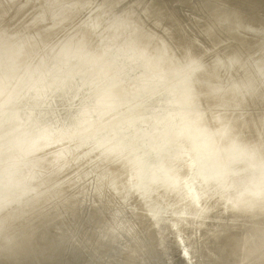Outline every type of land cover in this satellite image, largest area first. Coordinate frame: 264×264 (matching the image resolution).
<instances>
[{
	"label": "bare ground",
	"instance_id": "obj_1",
	"mask_svg": "<svg viewBox=\"0 0 264 264\" xmlns=\"http://www.w3.org/2000/svg\"><path fill=\"white\" fill-rule=\"evenodd\" d=\"M25 1L0 0V125L16 142L0 157V211L12 208L18 231L24 220L52 218L69 251L85 250L96 264L158 261L168 247L157 237L169 233L196 264H264V109L256 108L264 28L247 48L225 47L200 25L206 0H174L194 14L186 21L162 0H47L46 34L71 24L45 40L28 33L42 12L22 24ZM212 10L222 14L211 24L252 25L234 10ZM255 50L263 58L252 66ZM225 58L245 74L227 80ZM44 147H57L47 163L28 162ZM79 161L92 165L80 172ZM70 165L71 192L19 200L45 166ZM5 220L8 241L15 230L7 226L17 225Z\"/></svg>",
	"mask_w": 264,
	"mask_h": 264
},
{
	"label": "water",
	"instance_id": "obj_2",
	"mask_svg": "<svg viewBox=\"0 0 264 264\" xmlns=\"http://www.w3.org/2000/svg\"><path fill=\"white\" fill-rule=\"evenodd\" d=\"M18 1L19 0H15L16 3H12V5L15 6L18 3ZM162 1L167 3L166 0H162ZM222 1L226 5L224 7L238 12L243 18L251 21V22H248L244 20L245 22L252 24L254 26L251 25L249 27V26H246V24L241 25L235 22L228 21L229 23L227 26L220 27L219 25L222 22L227 21L226 19H215L213 23L211 24L210 22H212L211 20L212 17L218 14H222L220 12H214L216 10H212V9L221 8V4L220 5L219 3L214 4L210 0H206L204 2V7L201 10L203 13L202 15H200L201 16L200 20H202L203 18V21L200 22L201 27H204L205 29H207L208 33H210L209 35H216L218 37H221L223 36L221 34L225 33L227 37H230L233 39H235L234 37H236L235 40L229 39V38L223 40V45L225 44L224 45L225 47L227 45L232 44L234 46H239L242 49L243 47L247 48L249 45L248 43L252 42L254 35H256V33L253 31L256 29L264 28V0H220V2ZM47 2H48L47 0L46 2H43L40 10L38 11V15L42 12L45 17H43V20L40 18H37L38 21L35 23H32V25L29 26L32 29L31 31H35V32L33 33H31L30 31L28 32L31 35H35L36 37H38V34H39V37H42L45 40H47L45 36L54 34L55 32L57 33L58 31L60 33V28H64L66 25H68L71 22V21H65V24L63 27H60V25L56 27L54 26L52 29H50V31H47V34H46V30L51 27L45 28V22L47 20L51 23L54 21V19L53 20L51 19L53 17L51 15L53 10L50 9L49 5H47ZM6 5L8 6V4ZM29 7H30V3L28 1L25 2V7L23 8L25 18L21 21L22 24H24L26 21L27 22L31 21V18L33 15L30 18H28L29 15L26 16L25 14ZM85 7L83 8V10L85 9ZM178 12H182V11H178ZM8 13L9 15L6 16V18L10 19L12 17V8L8 11ZM173 13L174 11L170 9L169 16L175 17L177 20H180L177 17L179 16V14L176 13L177 16H175ZM22 24L19 23V25H22ZM35 28H39L41 30L35 29ZM229 29H231L232 31L231 34L228 33ZM236 29H239V30H236ZM241 34H243V37H239V35ZM246 35H250V36H246ZM247 37H251V39L249 40ZM58 38L59 37L57 36L54 39L57 40ZM260 58H263L262 52L259 50H255L254 57L251 58L252 66H255L254 61ZM225 60H224L225 63L231 62V60L227 58H225ZM225 70L224 71L226 72L225 75L227 76V80L238 75V73L240 74V76L241 74H245L237 69L236 63H232V62H231L229 70L227 69ZM254 72H255V69H254ZM6 108L7 106H5V108H2L1 110L2 111L6 110ZM256 108L263 110L264 102L259 101L258 107ZM1 127L4 129L3 131H0V133L1 134L4 133V134L2 135L3 142H2V149L0 150L1 151L0 157L5 158L6 154L8 155V153H11L13 151L12 149H15L14 145L16 144V142L12 143V141L14 140L12 138V134L10 133L11 129L7 128L4 123L0 125V128ZM18 133L20 132L18 131ZM31 155H32L31 159H33V156L36 155L37 157H35L34 159L39 160V159L44 158L46 163L48 162V160L46 159L51 158V157H46L47 155L49 156L51 154H49V149L47 148L45 149V147L42 149H39L38 152L33 153ZM34 159L33 161H28V162L35 163ZM78 163H80V161ZM71 168L72 167L70 165V166H67L65 169L63 168L60 171H57L56 169H51V168H48V166H45L43 168L45 171V172L43 171L44 172L43 174H45V176L39 175L37 177L38 179L37 178L32 179L30 187L25 189V191H28V192L25 193L24 194L25 196L23 198H20L19 200L25 203L26 199L29 196L31 197L34 192L41 191L44 189L46 190H45V194L43 195H47V196L49 194L55 193V191H58L57 194H59L60 190L62 191L67 190V192L69 190L71 192L72 185H70L69 179L64 178L66 175H63L65 172L69 171ZM48 174H50L49 177L51 178L50 179L51 184L45 187L44 177H46ZM6 177L7 175H5L4 180L8 178ZM33 183H35V185ZM53 183L55 184L54 187H53ZM84 185H85V182L83 180H79V185L75 186V190H78L79 188L82 189V186ZM98 191L99 190L96 187L92 188L91 194H90L91 196L89 197V199L93 200L94 199L93 197H96ZM26 194L28 195L27 197H26ZM8 208L12 209L11 207H8ZM8 208L6 207L0 211V219L6 217L7 221L13 220L12 224L17 225V226L16 227L12 226L13 228L11 227V224L7 226L6 233L12 232L13 229L15 230L14 233L12 234L14 237L13 236H12L13 238L8 237V241L6 240L7 236L5 235H8V236H11V235L5 234V233H3L2 236L0 235V264H96L89 260L90 253L85 250H80L78 253L77 252L73 253L69 251V249L67 248V244L64 243V241H61V239L58 237L57 232H60V230L58 226L56 227L52 218L51 219L42 218L38 220L37 222H36V217L30 218L27 221L24 220L26 224L24 226H21L18 231V226L20 224V221H18L17 216H15L14 218L11 216V213H8L7 211ZM53 212H56V211H53ZM7 221L5 220V223H7ZM24 227L26 228L24 229ZM1 229L2 227L0 228V230ZM17 233L19 234L16 235ZM163 237H164V234H162L161 236L158 235L157 238L159 239V242H161L163 239L168 249L162 252L160 260L152 261L150 264H196L194 260L193 251L190 249L189 250L190 254L186 253V251H183L181 248L182 245L180 244V242H178L176 236L170 237V233H169L164 238Z\"/></svg>",
	"mask_w": 264,
	"mask_h": 264
},
{
	"label": "rangeland",
	"instance_id": "obj_3",
	"mask_svg": "<svg viewBox=\"0 0 264 264\" xmlns=\"http://www.w3.org/2000/svg\"><path fill=\"white\" fill-rule=\"evenodd\" d=\"M22 0H19L18 2H21ZM29 2L30 3V7L27 9V11H26V16L27 15H29L30 14V16L28 17V18H30L32 15H34L36 12H38L39 10H40V8H41V6H42V3L43 2H41V0H26L25 2ZM211 1V0H210ZM24 2V3H25ZM38 2V3H37ZM166 4L168 5V7H169V9H171V10H173L174 11V15L175 16H177L176 15V13H179V12H177L176 10H174V8L175 9H177L178 10V8H176V7H174L173 5H172V3L175 5V2H174V0H166ZM211 2H213L214 4H216V3H219V5L221 4V7H224V6H226L225 4H224V2L222 3V2H220V0H212ZM40 3V4H39ZM165 3V2H164ZM92 4H90V6H91ZM90 6L87 8V10H84L85 12H88V11H91V9H90ZM36 11V12H35ZM83 11V14H85V12ZM179 11V10H178ZM28 12V13H27ZM186 12V13H185ZM182 13V14H181ZM180 15L179 16H177L180 20H184V21H186L187 19H188V17L190 16V14H192V12L191 11H183V12H180L179 13ZM199 14L200 15H202L201 14V12H199ZM185 15V16H184ZM192 15H194V14H192ZM183 18V19H182ZM74 21H78L77 19H75ZM51 22H48V20L45 22V28H48V27H51L50 24ZM71 24V23H70ZM66 29L67 30H70V28L69 27H66ZM66 30V31H67ZM186 32H189L190 30H188V28H186L185 27V29H184ZM64 32V31H63ZM62 31L59 33V31L57 32V34H56V32L53 34L54 35V38H56L57 36L59 37V35L61 34V33H63ZM221 35H223V36H225V37H223V36H221V38H223V40H225V39H233V38H230V37H227V35L225 34V33H222ZM242 35V36H241ZM241 35H239V37H243V34H241ZM246 36H250V35H246ZM235 39H236V37H234ZM249 40L251 39V37H247ZM235 39H233V40H235ZM66 144H69V142H66ZM70 145V144H69ZM57 147H54V149H56ZM52 150H53V148H52ZM50 153H52V151H51V149H49V154ZM93 157H91V161H89V162H92L93 163V159H92ZM87 161V162H88ZM87 162H82V163H80L78 166H77V169L80 167V169H78V171L80 170V172H84L86 169H88L89 167H90V165H92V163H90L89 164V162H88V164H87ZM87 165V166H86ZM84 166L85 167H87V168H84ZM71 170H73V168H71L69 171H67V172H65L63 175H66L64 178H68V176L71 174ZM71 171V172H70ZM73 171H75V170H73ZM86 172V171H85ZM93 172V171H92ZM96 172H99V170H96L95 172H93V174H92V176H94V174H96ZM69 179V178H68ZM93 179H94V177H92V178H90V180H89V182H91V181H93Z\"/></svg>",
	"mask_w": 264,
	"mask_h": 264
},
{
	"label": "snow or ice",
	"instance_id": "obj_4",
	"mask_svg": "<svg viewBox=\"0 0 264 264\" xmlns=\"http://www.w3.org/2000/svg\"><path fill=\"white\" fill-rule=\"evenodd\" d=\"M228 21H224V22H222L219 26L220 27H225V26H227L228 25Z\"/></svg>",
	"mask_w": 264,
	"mask_h": 264
}]
</instances>
